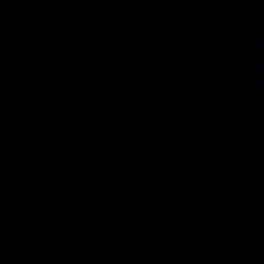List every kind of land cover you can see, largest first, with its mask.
Returning <instances> with one entry per match:
<instances>
[{"label": "water", "instance_id": "1", "mask_svg": "<svg viewBox=\"0 0 264 264\" xmlns=\"http://www.w3.org/2000/svg\"><path fill=\"white\" fill-rule=\"evenodd\" d=\"M0 264H264V0H0Z\"/></svg>", "mask_w": 264, "mask_h": 264}]
</instances>
